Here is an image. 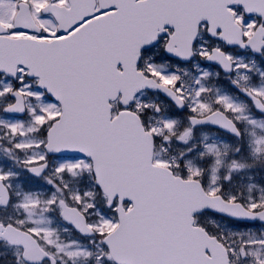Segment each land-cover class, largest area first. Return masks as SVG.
Here are the masks:
<instances>
[{"label": "snow or ice", "instance_id": "obj_1", "mask_svg": "<svg viewBox=\"0 0 264 264\" xmlns=\"http://www.w3.org/2000/svg\"><path fill=\"white\" fill-rule=\"evenodd\" d=\"M0 264H264V0H0Z\"/></svg>", "mask_w": 264, "mask_h": 264}]
</instances>
